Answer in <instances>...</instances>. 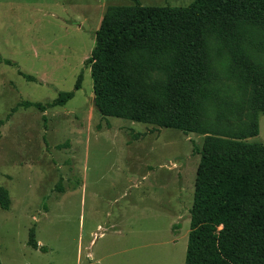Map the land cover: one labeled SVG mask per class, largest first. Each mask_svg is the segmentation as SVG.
<instances>
[{
  "label": "rangeland",
  "instance_id": "374dc122",
  "mask_svg": "<svg viewBox=\"0 0 264 264\" xmlns=\"http://www.w3.org/2000/svg\"><path fill=\"white\" fill-rule=\"evenodd\" d=\"M134 1L0 0V187L12 200L0 208L2 264H185L195 149L205 136L103 117L93 106L86 61L95 34L110 6ZM81 73L82 89L65 106L20 107L74 91ZM223 78L227 94L240 98ZM249 142L264 144V116ZM32 229L46 251L28 245Z\"/></svg>",
  "mask_w": 264,
  "mask_h": 264
},
{
  "label": "trees",
  "instance_id": "16d2710c",
  "mask_svg": "<svg viewBox=\"0 0 264 264\" xmlns=\"http://www.w3.org/2000/svg\"><path fill=\"white\" fill-rule=\"evenodd\" d=\"M95 38L86 65L103 117L205 136L195 149L201 160L185 264H264V144L249 142L264 116V0H195L185 7L135 0L110 6ZM225 76L240 98L227 94ZM82 82L83 73L74 91L20 107H63ZM58 190L64 192L61 184ZM11 204L0 187V208ZM28 245L46 251L35 229Z\"/></svg>",
  "mask_w": 264,
  "mask_h": 264
},
{
  "label": "water",
  "instance_id": "95a60500",
  "mask_svg": "<svg viewBox=\"0 0 264 264\" xmlns=\"http://www.w3.org/2000/svg\"><path fill=\"white\" fill-rule=\"evenodd\" d=\"M93 106H94V108H96L97 111H100L99 107H98L97 104H96L95 99H94V101H93Z\"/></svg>",
  "mask_w": 264,
  "mask_h": 264
}]
</instances>
